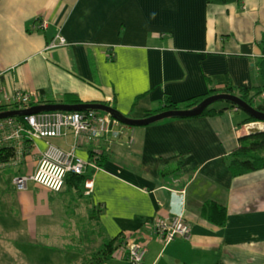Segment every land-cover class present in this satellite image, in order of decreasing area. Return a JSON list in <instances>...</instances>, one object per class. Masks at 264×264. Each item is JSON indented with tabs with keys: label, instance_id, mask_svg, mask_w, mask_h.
<instances>
[{
	"label": "crops",
	"instance_id": "1",
	"mask_svg": "<svg viewBox=\"0 0 264 264\" xmlns=\"http://www.w3.org/2000/svg\"><path fill=\"white\" fill-rule=\"evenodd\" d=\"M59 34L68 43L52 46ZM242 84L263 88L255 100H264V0H0V106L8 109L14 100L7 97L19 87L144 117L163 111L167 95L181 101ZM214 105L227 108L130 125L119 135L125 123L102 110L110 121L98 138H77L73 127L51 138L26 131L5 137L0 146L13 145L16 153L2 158L0 181L15 194L4 193L9 214L2 221L35 235L57 227L70 244L71 230L96 204L110 235L125 231L127 241L147 247L146 264H264V167L236 172L231 164L239 149L264 148L241 141L264 137V119L244 121L249 112L227 101ZM49 141L91 159L83 173L92 204L84 196L77 202L73 189L57 191L34 179L26 189L16 187L15 174L34 173ZM213 203L226 206L224 223ZM177 213L192 234L167 241L154 222ZM129 242L112 264H131Z\"/></svg>",
	"mask_w": 264,
	"mask_h": 264
},
{
	"label": "built area",
	"instance_id": "2",
	"mask_svg": "<svg viewBox=\"0 0 264 264\" xmlns=\"http://www.w3.org/2000/svg\"><path fill=\"white\" fill-rule=\"evenodd\" d=\"M68 41L62 34L55 38L51 45H65ZM0 87V102L2 101ZM35 92H31L19 87H16L14 92L8 95L7 99H13L20 103L29 102L33 99ZM239 108V106H236ZM9 124L4 125L0 118V128L9 126L11 132L8 134H0V142L5 137L22 136L25 131L31 137H53L64 133L66 127H73L76 131L77 138L82 134L89 138H98L108 128L110 118L103 111L95 108H88L83 110H63L52 109L43 110L25 114L22 120L14 117H8ZM117 122L118 119L114 118ZM264 131V124L259 128ZM110 131V129H109ZM125 127L116 130V134L126 132ZM88 158L78 154L74 149L68 150L59 144L49 141L34 173L31 174H17L14 177V182L18 189H26L29 181H35L48 186L54 190H61L64 188L67 175L69 172L81 173L84 171L86 165L91 163ZM5 160L1 158L0 153V167L5 166ZM155 230L158 231L164 239L170 241L177 236L190 237L192 234V225L185 218L183 213H177L172 220L159 219L154 222ZM147 247L138 242L131 241L128 245V253L131 264H146L144 262Z\"/></svg>",
	"mask_w": 264,
	"mask_h": 264
},
{
	"label": "trees",
	"instance_id": "3",
	"mask_svg": "<svg viewBox=\"0 0 264 264\" xmlns=\"http://www.w3.org/2000/svg\"><path fill=\"white\" fill-rule=\"evenodd\" d=\"M221 3H227L230 0H215ZM252 86L248 85H238V86H229L223 91L233 92L239 94L246 100L250 101L252 104L256 105L260 109L264 110V100L256 103V96L260 94L263 88L256 89L253 91ZM220 90L211 89L208 92L195 94L181 101H177L173 99L171 96L167 95L162 107L158 110L164 109H172V108H187L197 105L201 102L205 97ZM66 100L71 101V103H77L81 99L76 95H68ZM43 101L54 102L56 98L53 95H47L46 97H42L41 94H36L33 96V99L27 103H12V109H22V106H27L30 104H35ZM227 101L229 105L228 107L239 106L235 102L231 100H219L216 101ZM215 103L207 106L201 113L192 116H202V115H211L224 111L226 106H217ZM227 104V103H226ZM239 108H241L239 106ZM8 109L6 105H1L0 110ZM100 110V109H98ZM102 111V110H100ZM186 117V116H179ZM18 118H24V114L18 115ZM259 119L258 117L249 114L244 121ZM241 141L245 143L246 146L252 144H261L264 143V137H259L256 135L247 136L241 138ZM261 149V150H260ZM253 149L250 147H245L243 149H239L234 152V156L231 159V164L235 165L236 172H247L250 170H254L260 167H264V148ZM1 158L5 159L16 153L15 147L13 145L3 144L0 146ZM87 173H77V172H69L67 175V182L63 189H73V197L79 201V196H84V201L89 202L91 199V194H87L85 192V185L87 180ZM92 200L89 204H92ZM217 203H213L212 208L215 209V212L218 214L216 217L220 223H224L227 216V208L225 205H220L217 207ZM101 211L102 208L96 204H94L89 213H87L86 221L83 220L79 223V230L74 229L71 230L73 234V239L71 240V245L68 244V248L77 252L80 256L78 260L75 259L73 264H109L110 260L115 256L117 250L124 244V242L128 243V235L125 231H121L116 235H110L105 227L104 222L101 219ZM83 218V217H82ZM80 231V232H79ZM70 233V231H69ZM71 235V234H70Z\"/></svg>",
	"mask_w": 264,
	"mask_h": 264
},
{
	"label": "rangeland",
	"instance_id": "4",
	"mask_svg": "<svg viewBox=\"0 0 264 264\" xmlns=\"http://www.w3.org/2000/svg\"><path fill=\"white\" fill-rule=\"evenodd\" d=\"M242 113H246L244 109ZM7 188L8 185L0 181V264H73L75 259L80 258L81 255L67 247L68 240L63 239V236L55 229L57 227L48 230L49 233L44 235L42 233L35 235L24 228L8 229L1 216V214H9L4 193L14 195L15 192L14 189L8 192ZM10 202L14 204L13 197ZM110 263L112 264V261Z\"/></svg>",
	"mask_w": 264,
	"mask_h": 264
},
{
	"label": "water",
	"instance_id": "5",
	"mask_svg": "<svg viewBox=\"0 0 264 264\" xmlns=\"http://www.w3.org/2000/svg\"><path fill=\"white\" fill-rule=\"evenodd\" d=\"M231 100L238 104L242 109L249 112V114L254 115L260 119H264V110L260 109L256 105L252 104L250 101L246 100L239 94L221 91L217 93H213L205 97L201 102L197 105L187 108H172L166 109L163 111H159L153 114L146 115L144 117H132L122 112L118 108L108 104L101 102H77V103H69L64 101H56V102H45L34 104L22 109H8L0 111V118L21 114H29L34 112H39L43 110L50 109H63V110H83L88 108H95L100 110H107L113 114L120 121L125 122L129 125H144L149 124L165 117L170 116H192L201 113L207 106L210 104L219 101V100Z\"/></svg>",
	"mask_w": 264,
	"mask_h": 264
},
{
	"label": "bare ground",
	"instance_id": "6",
	"mask_svg": "<svg viewBox=\"0 0 264 264\" xmlns=\"http://www.w3.org/2000/svg\"><path fill=\"white\" fill-rule=\"evenodd\" d=\"M13 102H18V101H16V100H14ZM30 102V101H29ZM20 103V102H19ZM23 103H27V102H23ZM37 104H39V103H37ZM31 105H34V104H30V105H27V106H22V108H25V107H28V106H31ZM21 109V108H20ZM5 110H8V109H5ZM50 110H52V109H50ZM0 111H2V110H0ZM40 112V111H39ZM7 117H15V115L14 116H7ZM125 123V122H124ZM129 127H130V125L129 124H127V123H125V128L128 130L129 129ZM71 150V149H70ZM89 159V158H88ZM90 161H91V159H89ZM89 164V163H88ZM87 164V165H88ZM85 170V169H84ZM71 172H73V171H71ZM84 172V171H83ZM83 172H81V173H83ZM78 173V172H77ZM17 174H20V172H18V173H16L15 175H17ZM69 174V173H68ZM67 182V181H66ZM15 183V182H14ZM16 185V184H15ZM17 187V186H16ZM131 242V241H130ZM129 242V243H130ZM129 245V244H128Z\"/></svg>",
	"mask_w": 264,
	"mask_h": 264
}]
</instances>
